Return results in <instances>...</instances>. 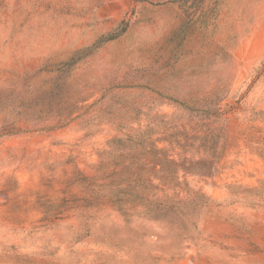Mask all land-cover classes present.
Listing matches in <instances>:
<instances>
[{"label":"rangeland","instance_id":"1","mask_svg":"<svg viewBox=\"0 0 264 264\" xmlns=\"http://www.w3.org/2000/svg\"><path fill=\"white\" fill-rule=\"evenodd\" d=\"M169 1L0 0V264H264V0Z\"/></svg>","mask_w":264,"mask_h":264},{"label":"trees","instance_id":"2","mask_svg":"<svg viewBox=\"0 0 264 264\" xmlns=\"http://www.w3.org/2000/svg\"><path fill=\"white\" fill-rule=\"evenodd\" d=\"M203 0H171L169 3L171 5L177 6L178 9L183 10L182 8H191L193 5L195 6L196 4L202 2ZM115 37H109V38H102L99 41H97L95 44H93L91 47L87 48L85 51L79 52L82 56L86 57L90 54L91 51L96 50L101 47L104 43L114 39ZM84 54V55H83ZM81 60V57L76 59L75 61ZM70 65V64H68ZM66 64H63V67H65ZM182 105V104H181ZM188 109V107H186ZM77 109V108H74ZM64 120L61 118L59 122H63ZM116 143L115 145L119 146L120 149L123 151H126L128 148L132 151L136 150H142L141 152L144 153V150L146 148H149V153L155 154L157 150L155 149L154 143L150 140L148 137L147 132L138 134L134 137H128L126 141H122L120 139H116L113 141ZM167 161H163L159 164L164 165L167 164ZM115 166H119V164H116ZM126 169H130L131 167H126ZM118 175V172H115V170L111 173L109 176H116ZM107 178V177H106ZM123 182L127 183L125 187H121V181H110V184H114V191L110 196H107L106 202L107 204L111 205L115 209H117L121 213H126L125 208L128 205H133L135 204L136 201L140 200L139 195L136 191L137 185H133L131 180H122ZM108 185H104V188ZM102 198H105V194L102 195ZM95 199V198H93ZM143 202V201H142ZM144 204V203H143ZM145 208L148 210V213H160L162 210H164L166 207L161 206V205H155L153 202H149L147 204H144Z\"/></svg>","mask_w":264,"mask_h":264}]
</instances>
